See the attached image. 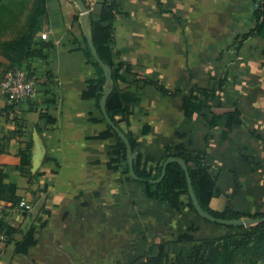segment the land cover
Listing matches in <instances>:
<instances>
[{
  "label": "crops",
  "instance_id": "0c3cea01",
  "mask_svg": "<svg viewBox=\"0 0 264 264\" xmlns=\"http://www.w3.org/2000/svg\"><path fill=\"white\" fill-rule=\"evenodd\" d=\"M115 1L114 49L149 55L118 56L115 62H128L132 73L142 72L168 90L144 85L134 75L110 85L125 105L136 107L135 113L115 118L135 139V152L147 158V168L161 144L176 140L174 132L181 129L184 141L203 151L220 172L211 208L223 210L227 196H240L232 191L233 172L248 187V196H264V94L258 92L264 89V34L253 30L254 1ZM54 3L43 40L49 47L29 62L37 79L35 95L11 103L0 92V165L6 173L0 217L15 229L10 240L0 239V264H143L152 246L169 239L172 230L156 228L166 224L142 185L128 184L121 168H107L112 140L92 138L104 123L89 119L100 113L93 99L81 98L86 80L96 74L79 49L84 33L72 14L77 6L74 0ZM192 86L214 88L208 104L238 102L242 124L222 137L223 127L210 123V114L185 117L180 94ZM27 140L30 162L20 168L19 151ZM240 154L252 159L243 161ZM255 157L261 170L254 169ZM30 227L37 242L27 253L15 254L14 243Z\"/></svg>",
  "mask_w": 264,
  "mask_h": 264
},
{
  "label": "trees",
  "instance_id": "16d2710c",
  "mask_svg": "<svg viewBox=\"0 0 264 264\" xmlns=\"http://www.w3.org/2000/svg\"><path fill=\"white\" fill-rule=\"evenodd\" d=\"M49 1L0 0V79L10 68H23L33 72L29 67L30 60L40 57L43 49L49 47V43L43 41L38 35L42 31H47L50 27L51 11ZM83 1L88 10L86 14L88 32L99 60L111 69V82L115 83L124 75H134L144 85H154L163 93H168L167 89L150 80L142 72L132 73L131 65L128 62L122 59L115 62V58L118 56L119 58L127 56L139 59L149 56L145 50L121 54L119 50L114 49L112 21L119 12L116 1L101 0L94 5L92 10H89V2ZM253 1L255 3L252 9L253 22L255 23L253 30L257 35L263 36L264 0ZM75 19L78 20V15H75ZM6 34L11 36L4 37ZM82 38L83 47L79 49L82 51L85 61L93 66L96 78L86 80V86L81 91V98L83 100L93 99L95 108L100 113L99 118L91 116L89 119L92 122L104 123V128L92 138L112 140V143L106 148L107 168L112 170L121 168L128 184L133 186L142 185L145 197L156 203L153 211L156 210L155 214L162 218L165 224L167 221L175 220L173 226L170 223L167 224V226H170L169 229L172 230V236L169 239L159 238L151 248L153 253L148 254L143 264H264V221L245 227L243 225H223L200 217L192 204L188 193L186 175L178 161L167 164L165 175L160 182L150 183L148 180L160 176L162 164L166 158L173 156L183 159L193 191L203 210L212 216L224 219L264 216V196H260L259 199L256 196H248V187L239 180L240 176L233 172L232 191L238 192L240 196H227V204L223 210L219 211L211 208L209 205L210 199L214 192L219 190L220 172L209 164L203 151L193 148L189 144V140L184 141L185 133L181 129H176L174 132L176 140L161 144L160 152L153 159L155 161L154 165L147 168V158L135 152V139L119 127L118 120L115 118L118 113L126 115L135 113L136 107L125 105L119 92L111 91L106 99L105 110L113 123L126 135L131 145L133 170L138 179L131 177L125 144L107 123L100 109L99 104L104 93L105 80L102 64L92 56L84 35H82ZM219 86L221 87V84ZM214 91V88L192 86L186 92L180 94L181 104L179 107L183 115L189 119L198 114H210L212 117L210 123L214 121L223 127V137L233 127L242 124V112L236 101L230 104H221L220 102L208 104V102H205V100L211 101L214 98ZM205 110H207L206 113ZM257 136L259 137V135ZM240 156L246 162L252 159L251 156L245 154H240ZM30 157L31 141L27 140L19 151V167L24 168L29 165ZM252 162L255 164L254 169H262L259 157L253 158ZM228 171L231 172L229 169ZM5 176L3 166L0 165V198L6 188L4 184ZM238 197H240L239 200ZM193 215L197 219L208 223L211 228H224L225 233L213 238L208 235L195 237L194 232L197 231L198 226L194 220H191ZM14 232L15 229L1 216L0 233L4 235V238L10 240ZM36 242L35 229L30 227L23 238L14 243L15 254L27 253L29 247Z\"/></svg>",
  "mask_w": 264,
  "mask_h": 264
},
{
  "label": "water",
  "instance_id": "95a60500",
  "mask_svg": "<svg viewBox=\"0 0 264 264\" xmlns=\"http://www.w3.org/2000/svg\"><path fill=\"white\" fill-rule=\"evenodd\" d=\"M74 2L76 4L77 8L79 9V15H78L79 22H80L81 27L83 29V33H84V37L86 39L87 45H88V47L92 53V56L102 64V70H103L104 75H105V80H104V85H103L104 93L100 99V104H99L101 112H102L105 120L107 121V123L112 127V129L118 134V136L124 142L125 147H126L127 162H128V166H129V174L131 175L132 178L138 179V176L134 173V170H133L132 149H131V145L129 143V140L126 137V135L119 129V127L113 123V121L109 118V116L105 110L106 99H107L108 95L111 93V86H110L111 85V69L109 68V66H107L106 64H103L99 60V57H98L96 50H95V47L92 43L90 34L88 32V26H87L86 20H85V16H86L88 10L84 4V1L83 0H74ZM172 161H178L182 165V168H183L185 175H186L187 188H188L189 196L191 198L192 204H193L197 214L200 217H202V218H204L210 222H217V223L223 224V225H243L245 227L255 225L257 223L264 221V216L257 217V218L241 217V218H235V219L218 218V217L212 216L211 214H209L205 210H203V208L199 204V202L195 196V193L193 191L191 180H190V177L188 175V171H187V167L185 165V162L181 158L173 157V156L166 158L162 164V170H161L160 176L158 178H155V179H149L148 181L150 183L160 182L165 175L167 164L172 162Z\"/></svg>",
  "mask_w": 264,
  "mask_h": 264
},
{
  "label": "built area",
  "instance_id": "2783aa9c",
  "mask_svg": "<svg viewBox=\"0 0 264 264\" xmlns=\"http://www.w3.org/2000/svg\"><path fill=\"white\" fill-rule=\"evenodd\" d=\"M89 2V10L101 0H87ZM41 39H47V31L39 33ZM37 79L34 72L23 68H10L0 79V92L11 103H18L24 99L31 98L36 93ZM2 206L0 205V210ZM0 239H4V235L0 233Z\"/></svg>",
  "mask_w": 264,
  "mask_h": 264
},
{
  "label": "rangeland",
  "instance_id": "374dc122",
  "mask_svg": "<svg viewBox=\"0 0 264 264\" xmlns=\"http://www.w3.org/2000/svg\"><path fill=\"white\" fill-rule=\"evenodd\" d=\"M53 1V2H52ZM57 0H50L49 1V7H51V8H53L54 6H56L55 4L56 3H54V2H56ZM87 1V0H86ZM75 13V14H74ZM72 14H74V15H79V9L77 8V9H74V10H72ZM85 18H87L86 16H85ZM218 30H222L221 29V25L218 27ZM9 36H11V35H9V34H6L4 37H9ZM260 47H263V44L261 43L260 44ZM261 50V49H260ZM259 50H257L256 52H258ZM1 58V57H0ZM260 59V58H259ZM259 62L257 61V64H258ZM258 92H259V94H264V89H259L258 90ZM264 96V95H263ZM208 157V156H207ZM205 159H206V157H205ZM208 160H210V159H208ZM256 180H258L257 178H255ZM234 197H236V196H234ZM239 198L240 197H238L237 199L239 200ZM258 199H259V197H258ZM136 200H138L139 202L138 203H140L141 201H140V198H138V196H137V199ZM155 204V206H156V203H154ZM147 206H148V203L147 202H144V208H147ZM176 220H178V218H176ZM191 220H194L195 221V223L197 224V226H198V229H197V231L196 232H194V236L196 237V236H203V235H208V236H210V237H216V236H218V235H220V234H223V233H225V229L224 228H222V227H214V228H211L210 227V225L208 224V223H206L205 221H203V220H200V219H197V217H195L194 215L191 217ZM170 223V225L171 224H173V221H169V222H167L166 223V227L165 228H163V229H161L162 228V225L163 224H160V223H157V227L156 228H158L159 229V231L161 230V231H166V230H168L170 227H167V224H169ZM184 224L186 225L187 223H186V220L184 219ZM165 225V224H164ZM176 229V228H175ZM174 229V231H176Z\"/></svg>",
  "mask_w": 264,
  "mask_h": 264
}]
</instances>
